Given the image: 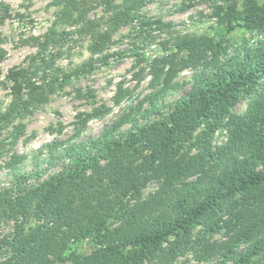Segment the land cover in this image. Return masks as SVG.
I'll use <instances>...</instances> for the list:
<instances>
[{
  "label": "trees",
  "instance_id": "obj_1",
  "mask_svg": "<svg viewBox=\"0 0 264 264\" xmlns=\"http://www.w3.org/2000/svg\"><path fill=\"white\" fill-rule=\"evenodd\" d=\"M150 1L52 0L59 14L39 54L47 47L60 49L77 35L90 38V57L67 68L43 62L44 67L32 70H10L5 79L11 101L0 111V135L71 79L106 64L103 53L122 26L135 20L141 27L168 28L161 19L141 15ZM200 4L209 5L217 33L174 37L166 54L149 62L152 93L136 113L119 118L96 138L46 144L38 152L48 156L42 160L48 164L44 170L58 164L62 168L30 186L26 182L40 179L44 170L20 173L15 167L25 157L12 154L6 167L15 181L12 188L0 191V222L16 226L12 235L0 239V264H174L192 242L200 260L264 263V93L244 114L231 112L264 78V0H183L179 9ZM98 6L105 18L91 19L90 12ZM8 8L1 23L10 17ZM238 27L257 32L261 39L255 48L226 58V37ZM129 55L114 54L118 60ZM197 68L189 92L170 104H158L175 89L179 72ZM143 102L146 107L140 111ZM166 106L169 109L161 113ZM153 113L161 119L138 125V116ZM90 117L83 115L74 123L72 139L79 137ZM223 126L227 140L214 146V133ZM22 132V126L15 128L11 144ZM151 181L156 191L141 198ZM218 233L222 239H212ZM82 242L104 253L82 255L76 247Z\"/></svg>",
  "mask_w": 264,
  "mask_h": 264
},
{
  "label": "rangeland",
  "instance_id": "obj_2",
  "mask_svg": "<svg viewBox=\"0 0 264 264\" xmlns=\"http://www.w3.org/2000/svg\"><path fill=\"white\" fill-rule=\"evenodd\" d=\"M51 1L0 0V17L5 16V7H9L8 14L10 16L4 17L3 23L0 22V111H4L11 101L9 83L5 79L10 70L18 67H27L32 70L38 65L44 67L43 62L47 65L53 63L59 68H67L85 62L90 57L86 50L90 38H80L77 35L69 37L60 49H58L59 47H47L39 54L43 48L44 36L59 14V10L51 5ZM114 1L119 4L122 0ZM182 1H150L142 9L141 15L151 20L161 19L169 25L168 28L157 30L154 26L152 28L141 27L135 20L122 26L114 33L110 44L103 53L108 57L106 64H97L90 73L71 79L62 89H58L52 94L48 102L33 108L29 115L15 120L8 129L1 132L0 191L10 189L14 185L13 173L6 167L12 154L25 157L22 164L15 167L18 172L35 174V172L44 170L48 164L42 160H46L48 156L39 155L38 152L43 150L46 144L54 141L71 144L96 138L119 118L128 113L133 115L137 112L140 102L152 93L149 86L151 75L148 64L154 58L166 54L165 48L171 45V40L174 37L185 34L211 36L217 33L218 26L211 17L212 11L209 5H193L180 10ZM258 1L262 2L263 0ZM89 17L91 19L105 18L103 7L98 6L92 10ZM260 39V34L255 31L236 28L226 37L230 46L226 58L238 54L244 49L255 48ZM123 52H128L131 55L123 57L121 60L115 58L114 54ZM242 58L243 55H240L239 60ZM199 71L200 68L185 69L179 72L173 81V84H176L175 89L170 90L158 104L162 102L170 104L189 92L193 85L194 75ZM47 73L48 75L50 73L48 69H46ZM260 92L264 93V78L252 93L242 96L231 112L235 115L244 114L248 104ZM142 104L140 111L146 107L144 102ZM168 109L169 107L166 106L161 113ZM80 114L92 115V117L86 122L79 137L72 139L76 131L74 123L83 117V115L80 117ZM94 114L96 115L94 116ZM137 118L138 125L161 119L159 113H153L146 118L139 116ZM18 126H22L23 132L15 143L11 144L12 132ZM130 126L131 123L124 125L121 131ZM227 134L226 126L218 129L214 133L213 145L219 146L225 143ZM187 146L182 147L181 152L187 149ZM35 162H39V164L35 165ZM59 165L44 170L40 179L31 178L26 182V185L30 186L47 179L53 173L61 170L62 167ZM156 189V182H149L142 190L141 198H147ZM15 226V222L12 221L0 222V239L12 235ZM212 239L220 240L222 234H214ZM76 247L77 252L82 255L104 253L101 248L89 242H82ZM197 252L198 246L192 242L189 248L177 257L174 264H218L216 259H198ZM144 264H156V262L150 261Z\"/></svg>",
  "mask_w": 264,
  "mask_h": 264
}]
</instances>
